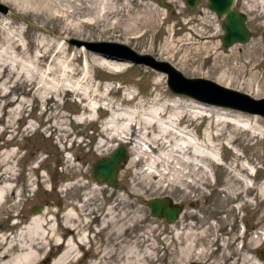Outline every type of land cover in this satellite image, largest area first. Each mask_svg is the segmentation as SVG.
Listing matches in <instances>:
<instances>
[{"label":"rangeland","instance_id":"rangeland-1","mask_svg":"<svg viewBox=\"0 0 264 264\" xmlns=\"http://www.w3.org/2000/svg\"><path fill=\"white\" fill-rule=\"evenodd\" d=\"M166 1L170 10L160 8L154 0H0L8 7L6 14H0V66L8 70L4 78L25 71L23 84L2 86L3 80L0 82V154L13 149L14 176L9 192L19 190L14 191L13 201L4 205L0 232L11 236L26 225L28 220L21 221L22 215L44 213L46 208L36 213L31 208L48 199L44 216L49 219L56 213L49 222L58 235L63 231L60 216L64 206L79 203L83 192L91 188L92 203L84 211L94 214L82 218L78 229L87 240L85 249L74 253L72 264H128L131 255L144 257L146 264H185L186 258L207 264H255V260L264 264L257 254L264 248V118L203 106L169 91L162 73L66 43L70 38L123 43L169 62L186 77L210 79L253 98L264 97L260 38L264 0H234V9L246 16L250 37L246 43L228 48L219 42L222 19L206 9L205 1L192 12L186 10L184 0ZM102 61L116 64L117 71ZM32 69L34 77L29 73ZM39 82L43 99L35 95ZM5 87L9 89L3 97ZM55 87L60 91H54ZM129 92L133 98L127 102L124 98ZM81 93L87 95L86 100ZM140 101L171 103L175 111L193 112H187L178 126L191 136L190 145L201 146L205 157L187 151L172 156L165 169L159 167L165 176L160 181L141 176L146 162L139 160L135 149L133 152L132 143L109 141L114 132L103 131L111 114L104 103L130 109ZM18 102L21 105L14 114ZM93 103L99 107L91 112L87 106ZM202 107L207 108L206 115L194 118V112H203ZM130 135L138 140L137 131ZM117 144L124 145L128 158L117 173L118 198L108 203L110 191L94 182L90 166ZM130 191L134 194L127 197ZM162 196L181 206L177 220L186 222L181 229L188 231L185 243L171 240L176 226L148 212L146 200ZM113 200L123 208L129 224L121 244L109 240L119 236L111 227L114 221L100 231L99 221L88 222L95 213L112 207ZM191 242L196 243L195 252L175 257L174 247ZM133 244L138 248L130 254L127 247ZM46 245L33 264L46 257L47 264L56 260L61 246ZM97 249L100 252H94ZM133 262L129 263L140 264Z\"/></svg>","mask_w":264,"mask_h":264},{"label":"bare ground","instance_id":"bare-ground-1","mask_svg":"<svg viewBox=\"0 0 264 264\" xmlns=\"http://www.w3.org/2000/svg\"><path fill=\"white\" fill-rule=\"evenodd\" d=\"M37 60H39V57L37 58ZM101 63H104V65H107V67L112 64V70L117 71L116 64H113L111 62H108L109 64H105V62L103 61ZM7 71L8 70L5 68V66H0V82L3 80V83L1 84L2 86H5L8 83H12L13 86L25 83V71L21 73L15 71L11 72L8 74V79H5L4 75L5 73H7ZM29 73L34 77L36 74L35 69L30 70ZM32 82H29V85H31ZM40 84L41 82H39V87L36 90L35 95L37 98L39 97L40 99H43V96L40 93L42 89ZM5 88L7 89V91L2 94L3 97L8 94L9 87ZM105 88L110 89L109 86H105ZM74 90L76 91L77 89H73V91ZM54 91L59 92L60 89L55 87ZM43 93L44 92H42V94ZM81 95H83L82 100L87 99L86 94L81 93ZM132 98L133 93L129 92V94H126V97L124 99L128 102L131 101ZM20 105L21 102H18L16 110L13 111L14 114H18ZM103 105L104 109L110 111L111 113L103 131L110 134L114 132L113 135L109 138V141L112 139H117L120 142L132 143L133 148L131 149H133V152L135 149V153L139 156V160L144 159V161L146 162L145 167L142 168L139 172L140 175L144 178H157L158 180L164 178V171L162 170L166 168V165L168 166V160L172 156H176L178 154L184 155L187 151L190 152L193 156L205 154V151H201V148H199L200 145H190L191 136L188 134V132L178 126L180 119L187 115L186 113L189 112V110L186 111L185 109H180L175 111L172 107L170 108L171 103L168 104L165 102L159 104V102L148 103L140 101L137 102L136 105L130 109L121 108L119 105L114 106L108 102L104 103ZM97 106L98 105L96 103H93V106L88 104L87 109L93 112V110ZM200 109L203 112H194L193 117L206 115L205 112L207 108L202 107ZM191 113L193 112L190 111L189 115ZM132 131H137L139 133L140 136L137 135L136 137L138 140H133L132 138H130V134ZM142 145H145L146 149H141L140 146ZM12 155L13 149L0 154L1 213L4 210L5 203H7L6 201L8 200V192L12 188L11 182L13 181L14 176V169L13 165L11 164ZM203 157H205V155ZM159 167H163V169L161 170ZM175 173H178V171H175ZM94 182L96 181L94 180ZM99 184H101L103 187L108 188L110 191V199H107L106 202L109 203V201H111L112 199L115 200L118 198L116 194V187L111 188L105 183ZM93 187H95V185H93ZM133 194L132 191H130L127 193V197H130ZM93 195L94 190L90 188L89 190H87V192H83V197L82 199H80L79 203L77 202L78 204L70 202L67 203L66 207L64 206L65 208L60 216V227L63 231L59 234L57 233L58 235H55V229L52 227V225H50L49 222L51 217L54 218L57 215L56 213H51L49 215V219L45 218L44 215L48 212L47 208L43 211L44 213L40 215H31L28 218L26 225L19 227V229L15 233L11 234V236L5 232H0V264H33L37 258H41V255L44 254V246H47L46 244H48L49 242L52 243V245H55L56 247L61 246V251L58 253L56 260L52 264H72V261L76 258L74 253L77 254L76 252L78 250L85 249L87 236L84 232H80L81 229L78 228L80 226V223L83 222L82 218L84 219L89 214L93 213V211L90 212V210L87 212L84 211V208H87L88 206H90L89 203H92L91 197H93ZM116 202L118 201H114L112 207L108 206L105 208V210H100V212L98 211L99 213H95V215L92 217V220H89L88 222H91L93 220L99 221V228L101 227L99 229L100 231L102 227L108 222L114 221L111 224V227L113 226L115 228V231L119 234V236L118 239H116L117 237H110L109 240H112L111 243L113 244H121V241H124L127 238L126 234L129 231V224L125 223V219L127 218L123 208H120V205H118V203L116 204ZM76 223H79V225ZM137 248L138 246L136 244L129 245L127 247L128 252H130V254L133 253V251ZM192 251H194V249L192 248L191 243H187L184 244V247L181 246L179 248L177 254L178 256L187 257ZM94 252L100 251L99 249H97V251ZM130 259H133L134 262L129 261ZM130 259L126 261L128 264H130L129 262L140 264L147 263L144 260V257L140 259V257H137V255H131ZM179 261L180 260H178L177 262L179 263ZM255 264L262 263L255 260Z\"/></svg>","mask_w":264,"mask_h":264},{"label":"water","instance_id":"water-1","mask_svg":"<svg viewBox=\"0 0 264 264\" xmlns=\"http://www.w3.org/2000/svg\"><path fill=\"white\" fill-rule=\"evenodd\" d=\"M165 10H170L166 0H154ZM206 8L222 19L220 45L228 48L233 44L246 43L250 31L246 28V16L233 7L234 0H204ZM198 0H184L188 12L194 10ZM8 7L0 2V14H6ZM260 38L264 48V28L260 30ZM66 43L77 48L82 47L88 52L98 54L132 65H143L165 76V85L174 94L189 97L202 105H214L228 109L258 115L264 118V97L253 98L244 92L223 86L213 80L202 77H186L177 68L165 60H159L146 53H139L123 43L113 41H85L67 39ZM128 158L124 145L117 144L107 156L96 158L90 166L91 177L99 183H105L111 188L116 187V177L119 168ZM150 216L162 218L167 223L174 221L181 206L173 203L168 197L162 196L146 200ZM38 206L32 207L36 213ZM258 257L264 258V248L257 251Z\"/></svg>","mask_w":264,"mask_h":264},{"label":"flooded vegetation","instance_id":"flooded-vegetation-1","mask_svg":"<svg viewBox=\"0 0 264 264\" xmlns=\"http://www.w3.org/2000/svg\"><path fill=\"white\" fill-rule=\"evenodd\" d=\"M200 1H202V0H198V2L195 4V7H194V10H195V8L197 7V5L199 4V2ZM204 1V0H203ZM185 6V5H184ZM186 8V7H185ZM193 10V11H194ZM171 12H172V10H171ZM14 191H15V193H17V191H19L18 189L17 190H12V192H8V200H7V202L9 203H11L12 201H13V198H14V196H15V194H14ZM11 199V200H10ZM50 200H48V199H42L41 200V202L40 203H38V204H36L35 206H38V208L42 211V208L43 209H45V208H47L46 207V205L45 204H47V203H50L49 202ZM59 203V202H58ZM45 206V207H44ZM67 206V205H66ZM65 206V207H66ZM33 207V206H32ZM64 207V208H65ZM31 212H32V208H31ZM33 213V212H32ZM2 213L0 212V215H1ZM178 216H179V214L177 215V217H176V219L174 220V221H172L171 223L174 225V226H176V230H175V237H171V240H175V241H179V239L180 240H182V242H181V244L182 243H185L184 241H183V239H184V234L185 233H187L188 231L187 230H181V229H183L184 228V224L186 223L185 221H178L177 220V218H178ZM28 218H29V215L27 216V217H25V216H23L22 215V217L20 218V220L21 221H24V223L28 220ZM19 219V218H18ZM0 221H1V223H2V219L0 218ZM13 222V221H12ZM18 223H20L19 221H18ZM23 223V222H22ZM23 225V224H22ZM1 226H0V230H1ZM2 231V230H1ZM7 234H9L10 235V233H7ZM180 234V235H179ZM179 235V236H178ZM199 239H196L195 240V242L198 244V245H201V242L199 241ZM195 242H191V245H192V248L195 246ZM174 244V243H173ZM174 247V246H173ZM181 247V245H177L176 247H174L173 249H174V251L176 252L175 253V257H177L178 256V250H179V248ZM194 249V248H193ZM195 252V251H194ZM177 259V258H176ZM48 263V257H46V258H44L43 260H41V262H40V264H47ZM172 264H175V263H172ZM182 264H184V263H182ZM185 264H207V261L205 262V260H193V259H190V260H187V258H186V262H185Z\"/></svg>","mask_w":264,"mask_h":264}]
</instances>
